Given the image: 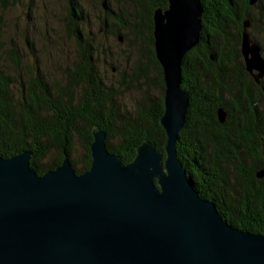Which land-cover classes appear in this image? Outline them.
Returning a JSON list of instances; mask_svg holds the SVG:
<instances>
[{"label": "trees", "instance_id": "trees-1", "mask_svg": "<svg viewBox=\"0 0 264 264\" xmlns=\"http://www.w3.org/2000/svg\"><path fill=\"white\" fill-rule=\"evenodd\" d=\"M85 1L65 0L64 29L76 57L62 78L43 74L37 60L23 62L13 40L7 47L0 41V156L29 150L30 165L39 174L59 166L65 154L77 173L87 170L93 127L105 132L108 150L126 162L145 139L161 151L165 145L160 124L165 85L152 30L155 8L167 7L168 0ZM201 3L200 40L182 58L181 86L190 102L177 156L199 195L213 201L225 219L262 232L264 173H257L264 172V76L257 82L246 71L240 42L248 20L247 31L264 54L258 35L264 28V0ZM8 5L10 0H0L1 10ZM3 22L0 15V33ZM108 35L141 45L139 58L123 69L105 61L114 54ZM152 82L160 95L141 89ZM122 87L140 91L132 106L120 101ZM77 144L84 148L80 160L73 157Z\"/></svg>", "mask_w": 264, "mask_h": 264}, {"label": "water", "instance_id": "water-1", "mask_svg": "<svg viewBox=\"0 0 264 264\" xmlns=\"http://www.w3.org/2000/svg\"><path fill=\"white\" fill-rule=\"evenodd\" d=\"M201 14V0H168L153 12L165 85L163 151L145 139L126 162L93 127L91 164L82 173L67 154L41 174L29 150L0 156V264H264V229L251 232L225 219L199 195L177 156L190 102L182 58L200 40ZM249 26L245 20L240 51L258 82L264 55ZM217 117L225 120L221 108Z\"/></svg>", "mask_w": 264, "mask_h": 264}, {"label": "rangeland", "instance_id": "rangeland-1", "mask_svg": "<svg viewBox=\"0 0 264 264\" xmlns=\"http://www.w3.org/2000/svg\"><path fill=\"white\" fill-rule=\"evenodd\" d=\"M84 3H86L85 0ZM65 8V0H10V5L3 8V10L0 8V15L4 19L1 26L0 41H3L4 47H7L5 43L13 40L22 53L23 62L25 61L27 64L30 60H37L38 64L41 63L43 74L62 78L63 69L72 66L76 57L74 42L68 37L64 29ZM93 24L95 25L94 21ZM261 24L264 27V21ZM263 29L259 30L258 35L263 37L262 45L264 47ZM108 38L114 54H112V57H104L105 61L119 65L123 69L132 60L139 58L141 45H129L127 41L123 39L118 41L110 35H108ZM23 53H26L27 56L23 57ZM31 53H33V56ZM262 55H264L263 52ZM102 57L101 55V59L104 61ZM101 59L99 67L103 70L105 67ZM24 71L22 69V72ZM142 88L143 91L147 88V92L151 97L160 95V90L154 86L153 82L148 84V87L142 85ZM121 91L120 101L127 103L129 106H132L134 100L140 96V91L137 88L126 90L122 87ZM83 153L84 148L77 144L73 157L80 160Z\"/></svg>", "mask_w": 264, "mask_h": 264}]
</instances>
